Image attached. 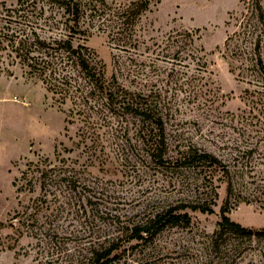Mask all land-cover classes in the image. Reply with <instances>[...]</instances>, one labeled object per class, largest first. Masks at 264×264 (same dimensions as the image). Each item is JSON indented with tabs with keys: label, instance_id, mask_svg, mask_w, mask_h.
I'll return each mask as SVG.
<instances>
[{
	"label": "rangeland",
	"instance_id": "1",
	"mask_svg": "<svg viewBox=\"0 0 264 264\" xmlns=\"http://www.w3.org/2000/svg\"><path fill=\"white\" fill-rule=\"evenodd\" d=\"M146 1L121 37L98 24L70 34L45 7L59 29L39 35L84 41L103 92L65 61L86 94L63 100L0 53V264H93L111 249L102 263L264 264L263 237L219 227L224 213L264 229V0ZM157 215L160 232L131 239Z\"/></svg>",
	"mask_w": 264,
	"mask_h": 264
},
{
	"label": "trees",
	"instance_id": "2",
	"mask_svg": "<svg viewBox=\"0 0 264 264\" xmlns=\"http://www.w3.org/2000/svg\"><path fill=\"white\" fill-rule=\"evenodd\" d=\"M46 6L63 11V15L66 16L65 31L70 32V34H75L79 27L97 26L98 24L103 33L107 32L108 35H111L114 30H117L118 33L116 34L120 36L126 32L130 25L131 28L134 26L140 12L146 10L147 1L135 3L136 11L122 6L114 9L113 12L106 11L104 9L106 8L105 3L100 0H17L16 4L9 8L0 4V53L6 54L7 58L12 61V65L25 66L30 75H36L41 79L50 93L59 95L63 100L66 98L74 100L78 93L86 94V91H81L80 86L75 87L74 84H71L72 79H66L62 76L59 65L66 61L67 64L71 63V66L77 69L78 73L87 81L85 87H89L92 91L103 92L105 90L103 73H100L92 64L90 52L84 46V41L74 47L70 38L68 40H56L49 37L47 40L39 35L38 31H43L45 27L49 31L59 29L60 21H57L53 15L48 17L45 15ZM99 20H103V22L100 24ZM123 41L126 43L124 37L118 40L119 43ZM256 43V49L252 56L257 55V64L262 67L258 51L259 42ZM50 77H52V81ZM111 96V93H108L107 97L111 99ZM157 144L156 149L160 146L159 143ZM194 159L198 162H207L211 167L220 165V162L213 155L205 152L200 155L196 152H187L180 158V161L187 162ZM191 209L201 213L209 211V209L199 206L191 207ZM164 217L157 215L149 223L150 225L137 227L133 230L131 239L141 240V234L155 236L165 224ZM219 227L222 232L225 229H230L242 236L264 238V229L259 232L246 230L240 225L230 222L224 213H222ZM111 250H107L103 254H94L93 264H104L102 260L110 256Z\"/></svg>",
	"mask_w": 264,
	"mask_h": 264
}]
</instances>
